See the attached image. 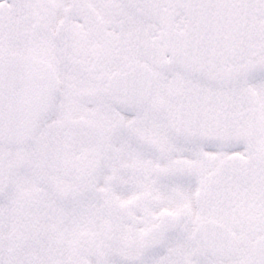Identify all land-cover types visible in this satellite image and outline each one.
Returning <instances> with one entry per match:
<instances>
[{
	"label": "snow or ice",
	"instance_id": "1",
	"mask_svg": "<svg viewBox=\"0 0 264 264\" xmlns=\"http://www.w3.org/2000/svg\"><path fill=\"white\" fill-rule=\"evenodd\" d=\"M0 264H264V0H0Z\"/></svg>",
	"mask_w": 264,
	"mask_h": 264
}]
</instances>
